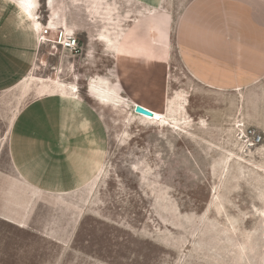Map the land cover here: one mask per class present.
Masks as SVG:
<instances>
[{
  "label": "rangeland",
  "instance_id": "374dc122",
  "mask_svg": "<svg viewBox=\"0 0 264 264\" xmlns=\"http://www.w3.org/2000/svg\"><path fill=\"white\" fill-rule=\"evenodd\" d=\"M188 1L164 0L160 9L175 20ZM73 2L80 6L56 28L79 50L41 43L37 70L86 102L91 178L72 191L15 196L2 174L11 165L0 95V206L15 213L0 215V264H264V88L245 100L198 85L175 50L148 74H115L116 33L144 10ZM36 16L47 19L43 6ZM136 104L160 119L134 112ZM247 127L260 143L247 142ZM22 210L26 221L16 223Z\"/></svg>",
  "mask_w": 264,
  "mask_h": 264
},
{
  "label": "crops",
  "instance_id": "0c3cea01",
  "mask_svg": "<svg viewBox=\"0 0 264 264\" xmlns=\"http://www.w3.org/2000/svg\"><path fill=\"white\" fill-rule=\"evenodd\" d=\"M163 1L116 0V4H137L144 13L116 33L115 74H148L156 62L168 64L175 50L182 71L196 84L238 92L245 100L260 95L264 0H189L175 20L160 9ZM41 6L48 17L45 21L38 17L37 24ZM79 6L73 0H0V95L7 127L4 145L11 165L2 174L19 198L72 191L91 178L90 136L84 129L89 118L82 111L86 102L73 88L47 82L37 70L43 25L53 27L52 32L61 23L59 16ZM90 35L89 47L95 43ZM95 140L99 164L104 141L100 136ZM14 214L7 205L0 206L4 219ZM24 214L19 212L14 221H26Z\"/></svg>",
  "mask_w": 264,
  "mask_h": 264
},
{
  "label": "built area",
  "instance_id": "2783aa9c",
  "mask_svg": "<svg viewBox=\"0 0 264 264\" xmlns=\"http://www.w3.org/2000/svg\"><path fill=\"white\" fill-rule=\"evenodd\" d=\"M41 34L42 35L39 36L40 43L47 42L52 46H58L64 50L74 53L79 50V43L75 36L73 34L66 33L63 29L54 28L52 33L51 28L45 25L42 28ZM243 134L251 146L261 142V135L254 127H247Z\"/></svg>",
  "mask_w": 264,
  "mask_h": 264
},
{
  "label": "water",
  "instance_id": "95a60500",
  "mask_svg": "<svg viewBox=\"0 0 264 264\" xmlns=\"http://www.w3.org/2000/svg\"><path fill=\"white\" fill-rule=\"evenodd\" d=\"M134 112L138 113V114H142L148 117H153L154 113L152 110L140 105V104H136L134 106Z\"/></svg>",
  "mask_w": 264,
  "mask_h": 264
},
{
  "label": "bare ground",
  "instance_id": "6f19581e",
  "mask_svg": "<svg viewBox=\"0 0 264 264\" xmlns=\"http://www.w3.org/2000/svg\"><path fill=\"white\" fill-rule=\"evenodd\" d=\"M34 1V0H33ZM24 4V3H23ZM34 8V7H33ZM35 21H36V23L38 24V21H37V16H36V19H35ZM51 22L52 21H50V24H51ZM40 24V23H39ZM33 27V26H32ZM34 28V27H33ZM53 28V27H52ZM103 101V100H102ZM142 106H144V105H142ZM144 107H146V106H144ZM146 108H148V107H146ZM148 109H150V108H148ZM150 110H152V109H150ZM153 111V113H154V116L153 117H148V116H146V117H148L149 119H152L153 121L154 120H158V119H160V114L157 112V111H154V110H152Z\"/></svg>",
  "mask_w": 264,
  "mask_h": 264
}]
</instances>
